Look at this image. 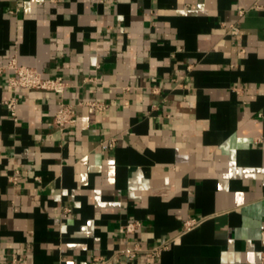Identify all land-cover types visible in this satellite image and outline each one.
<instances>
[{
  "label": "crops",
  "instance_id": "obj_1",
  "mask_svg": "<svg viewBox=\"0 0 264 264\" xmlns=\"http://www.w3.org/2000/svg\"><path fill=\"white\" fill-rule=\"evenodd\" d=\"M13 58L67 89L0 73V264L261 263L264 0H0Z\"/></svg>",
  "mask_w": 264,
  "mask_h": 264
},
{
  "label": "built area",
  "instance_id": "obj_2",
  "mask_svg": "<svg viewBox=\"0 0 264 264\" xmlns=\"http://www.w3.org/2000/svg\"><path fill=\"white\" fill-rule=\"evenodd\" d=\"M232 30L234 33L236 32V29L232 28ZM6 71L12 72V74L8 77V86L14 91L20 89L38 90L55 93L58 96L63 97L67 89V83L63 77L46 78L43 73L37 71L36 69L20 65L16 58L9 61L6 67L0 69V73H4ZM80 104L86 106L90 113L101 112L105 109L102 103L99 102L85 101ZM7 105L12 115L15 117L17 107L15 101H10ZM54 124L62 129L75 128L77 125L76 105L61 102L59 110L55 115ZM19 174L20 171H15V174L10 177V181L17 183L19 180ZM69 212V209L65 210V213ZM199 223L200 221L196 219H190L185 223V230L192 229L198 226ZM141 227L142 224L140 222L128 223L121 227L120 232L126 236H132L137 234ZM262 238L264 239V230L262 232ZM163 250V247L157 248L152 251V254L158 256ZM138 252L139 250L137 248L133 251H125L130 258H135ZM21 262L22 259L18 255L13 257L12 264H20ZM260 264H264V253L261 255Z\"/></svg>",
  "mask_w": 264,
  "mask_h": 264
}]
</instances>
